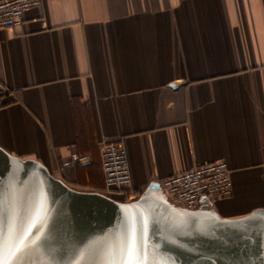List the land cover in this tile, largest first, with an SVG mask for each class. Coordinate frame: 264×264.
I'll return each instance as SVG.
<instances>
[{
  "label": "crops",
  "instance_id": "0c3cea01",
  "mask_svg": "<svg viewBox=\"0 0 264 264\" xmlns=\"http://www.w3.org/2000/svg\"><path fill=\"white\" fill-rule=\"evenodd\" d=\"M107 141L128 149L133 199L104 191ZM0 153L124 205L226 161L232 195L195 211L264 217V0H43L0 30Z\"/></svg>",
  "mask_w": 264,
  "mask_h": 264
},
{
  "label": "water",
  "instance_id": "95a60500",
  "mask_svg": "<svg viewBox=\"0 0 264 264\" xmlns=\"http://www.w3.org/2000/svg\"><path fill=\"white\" fill-rule=\"evenodd\" d=\"M157 189L141 201L124 205L97 195L75 194L39 166L0 153V234L3 256L13 252L32 221L26 244L39 240L49 225L47 251L67 264L75 250L77 264H97L109 248L141 246L156 264H264V217L234 226H213L206 211L187 210L164 202ZM39 246L22 249L15 264H40ZM125 261L128 257H124Z\"/></svg>",
  "mask_w": 264,
  "mask_h": 264
},
{
  "label": "built area",
  "instance_id": "2783aa9c",
  "mask_svg": "<svg viewBox=\"0 0 264 264\" xmlns=\"http://www.w3.org/2000/svg\"><path fill=\"white\" fill-rule=\"evenodd\" d=\"M43 0H1L0 30H12L22 25L25 13ZM88 157L73 153L67 165L86 161ZM101 168L104 191L110 195L131 198L135 195L128 149L123 142H104L101 147ZM234 181L232 169L226 161L213 162L186 170L166 179L160 185L175 207L196 210L203 198L215 202L232 195Z\"/></svg>",
  "mask_w": 264,
  "mask_h": 264
},
{
  "label": "snow or ice",
  "instance_id": "6c2138e0",
  "mask_svg": "<svg viewBox=\"0 0 264 264\" xmlns=\"http://www.w3.org/2000/svg\"><path fill=\"white\" fill-rule=\"evenodd\" d=\"M34 220H39L36 209L33 210L32 217L29 221V226L22 234L20 241L16 246V250L12 254L13 261L6 260L3 256L2 234H0V264H15L16 255L22 249H26L29 246H39L44 252L45 259H43L40 264H60V261L57 260V257L49 255L47 251V235L52 231L51 225L48 226V228L45 230V233L40 236L39 240L32 242L31 245L25 243L28 240L29 233L31 232L32 221ZM82 255V251L75 250L73 252L71 260H69L67 264H77V258ZM120 257V260L115 259L114 249L109 248L107 252L103 254V257L101 259H98L97 264H156V261L150 258V255L143 249L142 246L137 249L131 244L125 245L123 249L120 250ZM124 257H128V259L125 261ZM21 264H23V262H21Z\"/></svg>",
  "mask_w": 264,
  "mask_h": 264
},
{
  "label": "rangeland",
  "instance_id": "374dc122",
  "mask_svg": "<svg viewBox=\"0 0 264 264\" xmlns=\"http://www.w3.org/2000/svg\"><path fill=\"white\" fill-rule=\"evenodd\" d=\"M124 199H127V200H128V199H130V198H124ZM131 199H133V198H131Z\"/></svg>",
  "mask_w": 264,
  "mask_h": 264
},
{
  "label": "bare ground",
  "instance_id": "6f19581e",
  "mask_svg": "<svg viewBox=\"0 0 264 264\" xmlns=\"http://www.w3.org/2000/svg\"><path fill=\"white\" fill-rule=\"evenodd\" d=\"M158 192H160V194H161V191L160 190Z\"/></svg>",
  "mask_w": 264,
  "mask_h": 264
}]
</instances>
